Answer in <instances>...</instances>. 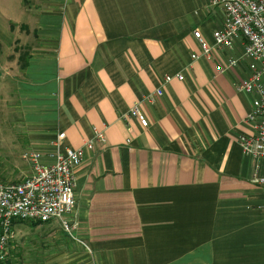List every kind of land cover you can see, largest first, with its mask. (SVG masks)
<instances>
[{
	"label": "crops",
	"instance_id": "crops-1",
	"mask_svg": "<svg viewBox=\"0 0 264 264\" xmlns=\"http://www.w3.org/2000/svg\"><path fill=\"white\" fill-rule=\"evenodd\" d=\"M0 5V111L9 114L0 121L10 122L0 129V178L22 179L31 171L22 153L54 151L62 131V146L84 145L95 129L106 136L76 167L74 214L91 250L53 220H16L0 264H264V183L253 179L264 157L240 141L255 131L246 120L253 94L238 88L249 72L243 40L192 56L201 53L194 30L212 42L221 5ZM232 56L238 65L220 71ZM176 72L184 78L165 81ZM137 99L147 126L123 117Z\"/></svg>",
	"mask_w": 264,
	"mask_h": 264
},
{
	"label": "built area",
	"instance_id": "built-area-1",
	"mask_svg": "<svg viewBox=\"0 0 264 264\" xmlns=\"http://www.w3.org/2000/svg\"><path fill=\"white\" fill-rule=\"evenodd\" d=\"M212 4L221 5L224 10L222 25L213 30V41L208 40L200 29L194 34L199 39L201 53L193 52V57L201 54L211 58L215 48H232L238 39L244 43V56L248 59V74L241 78L238 88L253 94L252 107L246 120L254 127L253 133L243 132L240 141L249 154L264 157V0H211ZM240 58L232 56L226 64L218 65L223 71L238 65ZM184 78L182 72L167 73L165 81ZM163 93L158 87L148 92L144 98L154 99ZM137 99L123 114L136 117L141 125L150 121ZM62 131L55 141L56 148L45 153L36 148L26 149L22 156L29 163L31 171L20 180L0 178V258L6 257L10 238L14 236L13 220L15 217L30 220H57L64 231L91 250L87 240L78 230L80 220L74 214L76 203V167L81 163L86 148H92L97 141L106 140L104 130L95 129L94 137L84 145L62 146ZM255 181L264 183V174L257 168L253 174Z\"/></svg>",
	"mask_w": 264,
	"mask_h": 264
},
{
	"label": "rangeland",
	"instance_id": "rangeland-1",
	"mask_svg": "<svg viewBox=\"0 0 264 264\" xmlns=\"http://www.w3.org/2000/svg\"><path fill=\"white\" fill-rule=\"evenodd\" d=\"M1 6V5H0ZM1 102V101H0ZM9 114H6L4 113L3 111H0V120H2L3 118L5 117H8ZM2 126H10V122L9 121H0V129L2 128ZM30 220V219H29ZM29 220H26L25 222H29ZM53 224H57L59 223L57 220H53ZM29 225V224H28ZM59 228H61L60 226H58ZM32 229V225L30 224V226L28 227L27 231L30 232V230ZM45 228H43L42 230L44 231ZM46 230V229H45ZM32 231V230H31ZM41 232V231H39ZM27 233V232H26ZM40 235V234H39ZM37 245H40V244H37ZM32 250H29L28 253L25 255V256H31V255H36V254H42V250H41V247H38V249H34L32 252ZM31 252V254H30ZM24 256V257H25ZM2 264V263H1Z\"/></svg>",
	"mask_w": 264,
	"mask_h": 264
},
{
	"label": "trees",
	"instance_id": "trees-1",
	"mask_svg": "<svg viewBox=\"0 0 264 264\" xmlns=\"http://www.w3.org/2000/svg\"><path fill=\"white\" fill-rule=\"evenodd\" d=\"M16 220L26 221V220H29V219L15 218L13 221H16ZM33 221H35V223H41V222H43V221H41V220H33ZM11 238H12V237H11ZM11 238H10V239H11Z\"/></svg>",
	"mask_w": 264,
	"mask_h": 264
},
{
	"label": "bare ground",
	"instance_id": "bare-ground-1",
	"mask_svg": "<svg viewBox=\"0 0 264 264\" xmlns=\"http://www.w3.org/2000/svg\"><path fill=\"white\" fill-rule=\"evenodd\" d=\"M15 218H20V217H15ZM15 218H14V219H15ZM21 219H24V218H21ZM25 219H26V218H25ZM50 221H52V220H48V221H46V222H50Z\"/></svg>",
	"mask_w": 264,
	"mask_h": 264
}]
</instances>
